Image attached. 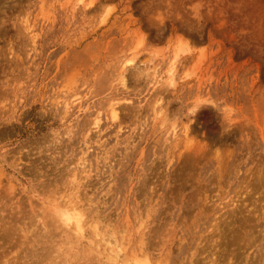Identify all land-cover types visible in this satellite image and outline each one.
<instances>
[{
    "label": "rangeland",
    "instance_id": "obj_1",
    "mask_svg": "<svg viewBox=\"0 0 264 264\" xmlns=\"http://www.w3.org/2000/svg\"><path fill=\"white\" fill-rule=\"evenodd\" d=\"M145 257L264 264V0H0V264Z\"/></svg>",
    "mask_w": 264,
    "mask_h": 264
},
{
    "label": "clouds",
    "instance_id": "obj_2",
    "mask_svg": "<svg viewBox=\"0 0 264 264\" xmlns=\"http://www.w3.org/2000/svg\"><path fill=\"white\" fill-rule=\"evenodd\" d=\"M187 43H188L189 47H195L194 45H192V42H191L190 40H188ZM197 111H198V110H197ZM195 114H196V113H195ZM195 114H194V115H195ZM56 214L58 215V217H59L63 222H65V223L70 222V217H69L68 214H66V213L64 212V210H60V209H58L57 212H56ZM141 264H151V259H150V257H145V258L143 259V261H141Z\"/></svg>",
    "mask_w": 264,
    "mask_h": 264
},
{
    "label": "bare ground",
    "instance_id": "obj_3",
    "mask_svg": "<svg viewBox=\"0 0 264 264\" xmlns=\"http://www.w3.org/2000/svg\"><path fill=\"white\" fill-rule=\"evenodd\" d=\"M181 52V50H178V53H180ZM132 60V59H131ZM131 60H129V61H127V64L126 65H128V66H131L132 65V62L133 61H131ZM171 80V79H170ZM116 108L115 107H111L110 108V110H111V113H112V116H115V114H116V110H115ZM67 210H66V214H67Z\"/></svg>",
    "mask_w": 264,
    "mask_h": 264
}]
</instances>
